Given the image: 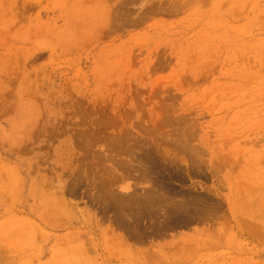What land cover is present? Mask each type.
<instances>
[{
	"label": "rangeland",
	"instance_id": "rangeland-1",
	"mask_svg": "<svg viewBox=\"0 0 264 264\" xmlns=\"http://www.w3.org/2000/svg\"><path fill=\"white\" fill-rule=\"evenodd\" d=\"M0 264H264V0H0Z\"/></svg>",
	"mask_w": 264,
	"mask_h": 264
}]
</instances>
